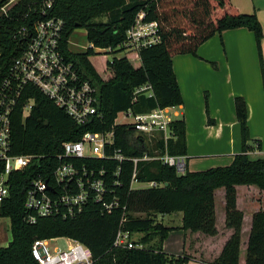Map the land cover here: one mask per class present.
Here are the masks:
<instances>
[{"label":"trees","instance_id":"trees-1","mask_svg":"<svg viewBox=\"0 0 264 264\" xmlns=\"http://www.w3.org/2000/svg\"><path fill=\"white\" fill-rule=\"evenodd\" d=\"M7 2L0 0V84L22 49L21 38H15V32L24 24L56 16L65 21L62 51L76 63L80 74L98 87L102 116L79 124L40 90L26 88L22 102L11 115V152L33 155L36 159L24 170L9 176L10 194L0 203V217L10 218L11 240L8 245L0 246V264H41L32 253L34 241L58 237H69L88 246L92 264H185L194 257L164 250V241L174 228L160 221L158 215L181 211L182 229L215 235L218 232L215 190L222 186L226 188V224L234 231L212 264H239L244 212L237 207V185L256 184L264 191V159L249 157L253 146L245 99L235 98L242 151L235 154L232 163L201 171H190L187 167L184 174H178L175 167L161 160L139 161L137 180L164 183L157 187L134 186L131 158L153 152L143 137H136L129 125L117 124L115 119L130 108L142 112L182 104L173 56L197 55L201 44L226 29L247 27L255 33L264 76L261 50L264 32L257 15L240 12L231 0H53L50 8L45 5L46 0H19L5 13L1 8ZM43 9L47 10L46 14ZM141 12H144L143 21L158 23L161 41L139 50L127 49V30ZM79 28L86 30L91 45L85 51L73 52L69 49V39ZM108 47L112 49L109 53L123 50L125 53L106 59L105 74H101L92 57L103 53L95 48ZM146 83L152 85L154 95L141 94L134 99L135 89ZM31 97L35 102L30 113L24 116V102ZM205 98L208 112V94ZM171 127L173 137L166 144L162 140L157 145L163 152L167 149L172 155H187L185 120L175 119ZM89 130H114L115 141L110 153L120 150L125 159L73 160L86 165L95 177H103L110 192L105 198L116 197L119 205L104 209L102 202L91 193L82 212L74 217L39 216L35 223L27 222L25 199L31 181L43 177L53 182L63 142L78 140ZM255 141L260 148L261 141ZM124 216L126 221L121 224ZM120 227L138 235L134 243L143 246L115 245ZM246 264H264V209L253 215Z\"/></svg>","mask_w":264,"mask_h":264},{"label":"built area","instance_id":"built-area-1","mask_svg":"<svg viewBox=\"0 0 264 264\" xmlns=\"http://www.w3.org/2000/svg\"><path fill=\"white\" fill-rule=\"evenodd\" d=\"M19 0H8L1 10L7 13V7ZM53 0H46L45 5L50 8ZM42 12L46 14L47 10ZM141 12L136 22L127 30V49L139 50L141 47L156 44L161 41L156 21H143ZM65 21L56 16H48L24 24L14 34L21 38L22 49L14 58L8 76L0 84V203L10 194L9 176L14 171L24 170L32 160L33 155L13 154L11 152V115L15 107L22 102L28 86L40 90L54 103L63 108L79 124H85L94 118H100L99 90L89 79L84 78L76 66L61 48V37ZM98 52L112 51L108 48H95ZM125 51L115 52L120 57ZM141 94L153 96L151 84L146 83L134 91V99ZM35 100L33 97L24 102V116L30 113ZM122 114L123 119L118 120ZM175 112L171 107H156L149 111L135 112L133 109L122 111L115 119L117 124L129 125L136 137L141 136L147 142V137L155 139L151 145L157 150L153 153L145 152L141 157L131 158L134 162L133 184L148 183V187L163 186L164 183L155 180L139 182L138 162L161 160L176 168L178 174H184L187 169L184 155H172L167 149L162 151L159 141L173 137L171 123L175 120ZM115 141L114 130L86 131L78 140L65 141L58 154L60 164L53 172L54 180L39 177L31 181L27 190L25 207L28 210L26 221L35 223L39 216L74 217L81 213L91 193L97 201L102 202L104 209H114L119 200L105 198L109 190L103 177H95L84 164L73 159L85 157H112L120 161L125 156L120 150L110 153ZM150 143V142H149ZM120 167L117 170L119 172ZM104 173V170L101 171ZM110 193V192H109ZM126 221L124 216L121 224ZM135 235L120 227L116 234L115 245L128 247H142L134 243ZM67 238V248L50 249L48 239H36L32 245L33 256L41 264H92V251L88 246L75 239Z\"/></svg>","mask_w":264,"mask_h":264},{"label":"crops","instance_id":"crops-1","mask_svg":"<svg viewBox=\"0 0 264 264\" xmlns=\"http://www.w3.org/2000/svg\"><path fill=\"white\" fill-rule=\"evenodd\" d=\"M231 2L242 13H255L264 32V0ZM261 50L264 60V36ZM172 61L183 103L171 106V110L176 114L175 119L183 118L186 122L188 169L201 171L226 166L242 151L241 125L235 108L238 96L245 99L248 108L253 146L249 157L264 159V76L255 33L247 27L223 30L201 44L197 55L176 54ZM255 140L261 141L260 148ZM215 207L218 229L215 235L182 229L181 211L158 215L160 221L174 228L164 241V250L176 255H192L194 258L185 264H212L234 231L226 224V188L223 186L215 190ZM237 207L244 212L239 264H246L253 215L264 209V191L256 184L237 185ZM2 237L5 243L0 246L8 245L11 237ZM60 247L66 248L54 245L53 250Z\"/></svg>","mask_w":264,"mask_h":264},{"label":"rangeland","instance_id":"rangeland-1","mask_svg":"<svg viewBox=\"0 0 264 264\" xmlns=\"http://www.w3.org/2000/svg\"><path fill=\"white\" fill-rule=\"evenodd\" d=\"M11 6L12 5L8 6L7 10H9L11 8ZM90 45L91 44L89 43V41L87 39L86 30L83 28H79V29L75 30L69 39V49L72 50L73 52L85 51ZM113 56H114V54L108 52V53H102L100 55L92 57L93 63L95 64V66L97 67V69L99 70V72L101 74H105V63H104V61L106 59H108V60L112 59ZM122 119H123V116H122V114H120L118 117V120L121 121ZM155 142H156L155 139H150L149 137H147L146 144L149 146L150 150H152V151L157 150V148L153 149V147L151 146ZM134 186L137 188L138 187H148V183H135ZM2 236H9V238L11 237V235H10V218H8V217H0V245H3L5 243V241H1V240H3ZM134 238L137 239L138 238L137 235H135ZM54 239H53L54 241H52V239L49 241L50 249L52 251H53L54 245L67 246V238L66 237H58V238H54Z\"/></svg>","mask_w":264,"mask_h":264}]
</instances>
